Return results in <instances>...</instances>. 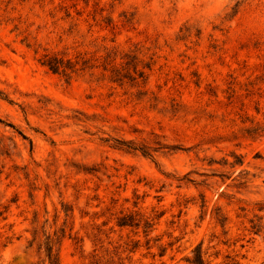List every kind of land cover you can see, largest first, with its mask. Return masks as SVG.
Segmentation results:
<instances>
[{
	"label": "rangeland",
	"instance_id": "rangeland-1",
	"mask_svg": "<svg viewBox=\"0 0 264 264\" xmlns=\"http://www.w3.org/2000/svg\"><path fill=\"white\" fill-rule=\"evenodd\" d=\"M102 46L151 62L147 94L38 61ZM0 119V264H47L44 233L59 264H189L199 247L207 264H264V0H0ZM121 211L159 216L144 236Z\"/></svg>",
	"mask_w": 264,
	"mask_h": 264
},
{
	"label": "trees",
	"instance_id": "trees-1",
	"mask_svg": "<svg viewBox=\"0 0 264 264\" xmlns=\"http://www.w3.org/2000/svg\"><path fill=\"white\" fill-rule=\"evenodd\" d=\"M71 8H73L74 15H72ZM60 9H63L64 12L63 19L69 20L70 23L68 29L63 30V33L59 35L62 40L61 37L65 32L70 35L73 32L77 33L79 31L78 17L82 16L84 9H77V3H73L71 6L62 5L60 6ZM102 11V8L94 9L91 20L96 21L97 17H101ZM101 21L107 26L112 24V19L107 16L103 17ZM90 26H92V24ZM25 40H27L26 37ZM28 44L30 45L29 42L27 43V46H29ZM43 51L41 57L38 59L39 63L50 72L61 76L67 83L74 78L88 74L90 77L94 78L96 82H106L113 85L112 88L118 87L123 89L124 93L128 94L129 97H137L138 95H145L149 92L146 85L149 75L148 71L151 69L152 64L151 62H143L136 49L124 50L118 46H102L101 50H95L93 52L79 51L73 55L70 54L67 49L61 51H49L43 49ZM132 89H136V92L133 93ZM154 99H156V96H154ZM0 122L3 121L0 119ZM5 124L12 126L11 123ZM21 136L26 138L23 134H21ZM114 140L116 146L119 148L140 152L147 157H153V154L157 149L164 147L161 143H156L158 146L152 147L146 142H136L125 139ZM30 148L32 149L31 144ZM82 172L84 174L93 175L98 172V170L92 167L82 169ZM136 203L137 202H134V204ZM1 214L2 211H0V215ZM158 216L159 214H155L153 217H148L133 211H121L120 215L115 217V225L119 228L132 227L136 230L141 229L144 236H148L154 229L156 223L155 220ZM225 220V218L219 220L221 225L225 224ZM250 223V231L253 234H258L263 228L261 222L258 220L251 219ZM60 231L63 233L64 228H60ZM34 241H37L38 249L42 250L44 260L47 264H59V236L55 233L53 236L44 233V240L39 241L38 237L33 234L32 242ZM138 243V240L131 242L130 244L127 243V245H130L128 251L134 252L139 246ZM159 249V255H164L166 247L159 246ZM186 261L189 264H207L200 247L194 249L192 256L188 257Z\"/></svg>",
	"mask_w": 264,
	"mask_h": 264
}]
</instances>
